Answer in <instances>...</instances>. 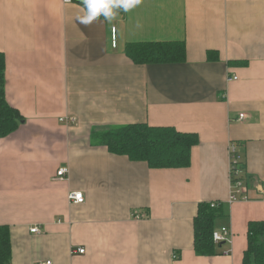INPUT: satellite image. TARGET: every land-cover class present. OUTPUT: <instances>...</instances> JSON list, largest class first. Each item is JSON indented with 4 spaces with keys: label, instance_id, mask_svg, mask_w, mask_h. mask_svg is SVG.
I'll return each instance as SVG.
<instances>
[{
    "label": "crops",
    "instance_id": "crops-1",
    "mask_svg": "<svg viewBox=\"0 0 264 264\" xmlns=\"http://www.w3.org/2000/svg\"><path fill=\"white\" fill-rule=\"evenodd\" d=\"M82 15L81 0H0L5 99L23 119L0 139L9 264H242L248 223L264 221V0H142L89 25ZM170 41L184 43L183 63L135 65L124 53ZM66 116L75 125L59 123ZM133 124L196 134L189 166L150 169L91 144L94 132ZM230 143L248 196L232 204ZM216 202L214 228L232 236L200 256L193 220Z\"/></svg>",
    "mask_w": 264,
    "mask_h": 264
},
{
    "label": "trees",
    "instance_id": "trees-1",
    "mask_svg": "<svg viewBox=\"0 0 264 264\" xmlns=\"http://www.w3.org/2000/svg\"><path fill=\"white\" fill-rule=\"evenodd\" d=\"M117 12L121 14L122 10ZM124 53L135 65L179 64L185 61L183 42L130 43ZM21 123L23 119L19 112L5 99V58L0 53V139L13 134ZM91 144L105 147L110 154L125 156L132 162H144L150 169H181L189 166L190 152L198 144V137L171 127L133 124L94 132ZM222 216L220 203L217 208H211L208 203L199 204L193 220V243L198 255L214 254L217 245L212 241V233L215 221ZM246 237L247 247L242 264H264V221L249 222ZM10 258L9 229L0 226V264H9Z\"/></svg>",
    "mask_w": 264,
    "mask_h": 264
},
{
    "label": "built area",
    "instance_id": "built-area-1",
    "mask_svg": "<svg viewBox=\"0 0 264 264\" xmlns=\"http://www.w3.org/2000/svg\"><path fill=\"white\" fill-rule=\"evenodd\" d=\"M64 3H71L72 0H63ZM111 34V44L113 48H115L116 44V27H111L110 29ZM237 80V77L233 76L228 77L227 81ZM243 115H239V120L243 119ZM59 123L64 124L66 126H73L76 123V119L74 117H60L58 119ZM228 165H229V182H230V193L227 199L228 204H232L235 202L246 201L248 199L245 181H244V168L242 157L240 151L238 150L237 146L234 143H230L228 146ZM69 175L68 167H59L57 168L54 180L55 181H64L67 179ZM264 198V194H263ZM67 200L69 203L73 205H80L84 203V196L81 192H70L67 195ZM219 203H210L211 208H217ZM132 217L135 219H143L144 215H140L138 213L132 214ZM38 228H32L30 230L31 233H38ZM231 232L227 227H221L216 229L212 233V241L215 245H219L220 243L230 242L231 239ZM72 254H83L84 249L77 248L71 251ZM45 264H50V262H46Z\"/></svg>",
    "mask_w": 264,
    "mask_h": 264
},
{
    "label": "clouds",
    "instance_id": "clouds-1",
    "mask_svg": "<svg viewBox=\"0 0 264 264\" xmlns=\"http://www.w3.org/2000/svg\"><path fill=\"white\" fill-rule=\"evenodd\" d=\"M81 3L84 15L78 16L77 19L81 24L89 25L101 16L111 22L118 14L117 10L127 13L140 5L142 0H81Z\"/></svg>",
    "mask_w": 264,
    "mask_h": 264
}]
</instances>
